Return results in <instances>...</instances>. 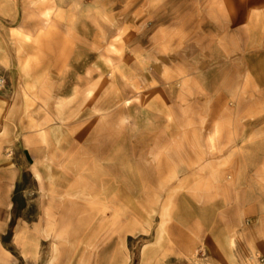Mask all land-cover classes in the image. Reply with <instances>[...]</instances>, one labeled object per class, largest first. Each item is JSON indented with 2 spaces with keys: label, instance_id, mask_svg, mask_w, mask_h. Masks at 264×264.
I'll list each match as a JSON object with an SVG mask.
<instances>
[{
  "label": "rangeland",
  "instance_id": "rangeland-1",
  "mask_svg": "<svg viewBox=\"0 0 264 264\" xmlns=\"http://www.w3.org/2000/svg\"><path fill=\"white\" fill-rule=\"evenodd\" d=\"M236 149L264 173V0H0V264H168L146 251L168 187L226 183Z\"/></svg>",
  "mask_w": 264,
  "mask_h": 264
},
{
  "label": "crops",
  "instance_id": "crops-1",
  "mask_svg": "<svg viewBox=\"0 0 264 264\" xmlns=\"http://www.w3.org/2000/svg\"><path fill=\"white\" fill-rule=\"evenodd\" d=\"M93 113L88 111L89 122L84 127L88 131L94 128V123L90 121ZM93 132L96 134V130ZM93 141L96 140L90 141L91 144H95ZM246 142L247 140H243L242 145ZM202 156V151L199 149L195 151L196 161ZM230 157L232 170L226 183L222 181L216 183V180H213V173L210 176L208 170L200 169L194 171L193 176L190 177L194 179L183 180L168 187L172 195L169 194L164 202L161 221L154 240L146 249L147 252L153 251L155 257L168 259V264H178L182 258H188L196 248L208 256L211 264H252L249 263V259L254 256L264 258V197L256 201L257 203L251 202L252 194L259 193L264 196V175H261L264 173L258 170V175H251L244 164L241 167L240 162H245L247 154L240 149L233 150ZM179 166L175 164L172 167L170 176L168 175L160 185L162 188L166 187L170 179L179 172ZM86 179L92 180L91 182L94 180L90 175ZM63 182L60 185L67 184ZM76 187L78 188L77 182L68 184L66 195L77 196ZM184 191L187 195L183 197ZM193 191L196 194L208 192L216 194V198L212 199L214 203H208L209 198L202 195L191 197ZM115 193L119 195L118 191ZM105 196L103 195L102 200ZM2 200L0 203H3ZM123 201L132 202L126 197ZM177 201H186L188 207L181 211L175 210ZM67 204L69 202L60 207H51L52 211L45 213L44 220L47 224H50L51 220L54 222L52 230L54 229L58 236L67 234V239L60 241L56 247V258L61 248L71 250L74 247L75 239L82 229L79 225H75L79 226L76 228L72 226ZM160 232L161 243L156 246Z\"/></svg>",
  "mask_w": 264,
  "mask_h": 264
},
{
  "label": "built area",
  "instance_id": "built-area-1",
  "mask_svg": "<svg viewBox=\"0 0 264 264\" xmlns=\"http://www.w3.org/2000/svg\"><path fill=\"white\" fill-rule=\"evenodd\" d=\"M198 254L200 255V257L204 258L205 257V254L201 251H198ZM260 262H264V259H259Z\"/></svg>",
  "mask_w": 264,
  "mask_h": 264
},
{
  "label": "bare ground",
  "instance_id": "bare-ground-1",
  "mask_svg": "<svg viewBox=\"0 0 264 264\" xmlns=\"http://www.w3.org/2000/svg\"><path fill=\"white\" fill-rule=\"evenodd\" d=\"M158 236H159V238L161 237V232L159 233V235H158ZM159 238L157 239V241L159 240Z\"/></svg>",
  "mask_w": 264,
  "mask_h": 264
}]
</instances>
